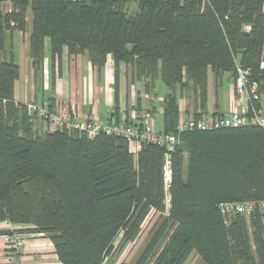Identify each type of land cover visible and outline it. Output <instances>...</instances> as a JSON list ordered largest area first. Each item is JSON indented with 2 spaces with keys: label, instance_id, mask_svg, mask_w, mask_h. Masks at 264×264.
Instances as JSON below:
<instances>
[{
  "label": "trees",
  "instance_id": "1",
  "mask_svg": "<svg viewBox=\"0 0 264 264\" xmlns=\"http://www.w3.org/2000/svg\"><path fill=\"white\" fill-rule=\"evenodd\" d=\"M9 1L12 10H0V223L27 224L47 236L61 264H103L115 240L133 241L154 210L164 215L136 264H184L192 252L204 264H264V208L230 215L219 209L264 202V128L177 134L175 95L190 88L200 111L192 117L200 118L207 114L208 72L215 84L225 73L234 83L242 68L264 100V0H135L134 15H127L126 0ZM13 31L27 33L29 67L40 78L45 39L52 67L63 48L70 57L86 53L98 70L110 57L114 123L120 64L147 89L160 78L171 92L160 102V131L179 141L167 191L161 148L144 145L134 157L120 137L33 132L25 105L14 98L19 67L6 44Z\"/></svg>",
  "mask_w": 264,
  "mask_h": 264
},
{
  "label": "crops",
  "instance_id": "2",
  "mask_svg": "<svg viewBox=\"0 0 264 264\" xmlns=\"http://www.w3.org/2000/svg\"><path fill=\"white\" fill-rule=\"evenodd\" d=\"M0 10L5 13L10 12L12 10L11 2L7 0L0 3ZM31 20V12L27 11L25 14L26 25L24 30L28 34L31 30ZM27 33L20 31L7 33L8 38L6 44L8 45L9 42L12 44L14 61L19 67L18 79L22 80L17 96L16 88H14L16 102L26 104L29 101L39 102L41 100V103H44V105L48 103L46 106H52L51 110H54V112L74 105L80 112L86 114L90 113L93 105L101 123L114 122L115 118L111 115L115 111L114 84L111 76L113 64L111 58L108 57L106 65L98 70L91 66L86 53L70 57L67 50L63 48L60 63L52 67L49 53V40L45 39L42 74L40 73L41 78L39 79L37 77V80L35 77L36 73L29 67L28 63L29 57L25 42ZM24 62L26 66L23 65ZM51 67L53 68L52 70ZM124 68V65L120 64V78L118 80L119 100L118 104L116 103L118 110L122 113L124 110L129 111L134 107L137 111L139 121L141 120L153 130H156V128L153 125L154 120L152 119V114L158 110L161 118V128L162 108L160 105L161 101L159 100L162 99V95H158L156 99H149V95L155 93V90L152 88H148L147 90L142 80L136 82L129 81L126 84ZM225 74H228L231 79L229 73ZM212 77V84L210 86L207 85V103L205 108L207 113L216 112L218 115L227 116L233 112L240 113L246 111L250 107L251 103L246 96L243 95L240 97L237 93H234L233 81L230 82V86L223 92V88L221 87V79L223 76L218 79L216 84L213 74ZM52 80L53 86H51ZM137 82H140L143 87V93L141 94V88L139 89L137 87ZM87 86L88 91L86 92L85 87ZM79 87L80 89L77 91L76 89ZM162 94H164L163 90ZM175 95L180 115L191 117L195 113L200 112L199 107L194 102L191 105L181 108V102L188 96L187 93V96L183 97V92L176 89ZM259 104L261 111L264 113V100L261 99ZM17 229L19 228L16 225L7 222L0 223V264H61L58 261L51 241L47 236L40 233L35 235L28 234L25 249L18 252L14 259L10 258L8 250L11 249L12 243L7 238L11 237L13 232L18 231ZM127 246L124 244L116 250V246L114 245L113 250L106 257L103 264H136V259L141 250L140 248H127ZM184 264L204 263L195 252H192Z\"/></svg>",
  "mask_w": 264,
  "mask_h": 264
},
{
  "label": "built area",
  "instance_id": "3",
  "mask_svg": "<svg viewBox=\"0 0 264 264\" xmlns=\"http://www.w3.org/2000/svg\"><path fill=\"white\" fill-rule=\"evenodd\" d=\"M250 72L246 69L237 68V77L234 81V89L238 95L246 96L251 103L246 111L232 113L227 116L207 113L200 118L180 115L176 128L177 134L191 131H207L220 128H238L247 124L259 125L264 128V113L257 109L255 104H259L258 85L250 80ZM159 101H162L160 99ZM26 115L31 119H39L45 123H50L57 130L71 129L83 134L88 140L92 141L99 134L107 136L120 137L128 143L131 153L136 157L144 145H153L163 149L162 177L164 188L167 191L171 182V154L178 145V137L174 134H165L162 131L153 130L145 125L139 117L136 109L133 107L129 111H123L119 114L117 123H101L95 108L92 105L90 113L80 112L74 105H70L58 112H53L47 106L36 104H25ZM169 202V197H166ZM256 208H264V202H241V203H221L219 209L222 214L231 213L249 214ZM14 242V248L10 253V258L24 249L23 236L17 234L11 236Z\"/></svg>",
  "mask_w": 264,
  "mask_h": 264
},
{
  "label": "rangeland",
  "instance_id": "4",
  "mask_svg": "<svg viewBox=\"0 0 264 264\" xmlns=\"http://www.w3.org/2000/svg\"><path fill=\"white\" fill-rule=\"evenodd\" d=\"M136 1H133V0H126V5H125V11H126V13H127V15H134L135 13H136V11H137V4L135 3ZM28 63H29V60H28ZM23 65H25L26 66V64H25V62H24V64ZM22 65V66H23ZM29 69V68H28ZM113 69V68H112ZM120 69H121V67H120ZM105 70V69H104ZM114 70V69H113ZM37 73H36V79H37V77L39 76V73H38V71H36ZM104 72V71H103ZM112 74H113V71H112ZM111 74V76H112V80H113V75ZM130 77H131V73L130 72H128V73H126V75H125V78H126V84H128L129 83V81H130ZM212 73H211V71H209L208 72V74H207V85H211L212 83ZM39 79H40V77H39ZM38 80V79H37ZM234 80V77H231V79L229 78V75L228 74H224L223 75V77H222V79H221V87L223 88V92L224 91H226V89L228 88V86H230V82L231 81H233ZM25 81V80H24ZM144 83L146 82V80H142ZM16 83H15V87L14 88H16V96L18 95V93H19V91H20V84H21V82H22V80L21 79H17L16 81H15ZM113 83H114V81H113ZM23 84V83H22ZM137 84V87L140 89L141 88V91H140V94L141 93H143L142 92V89H143V87L141 86V83L140 82H137L136 83ZM155 85H154V87H152V89H154L155 90V93H156V95H155V93H152L151 95H149L150 97H149V99H151V98H154V99H156V97H158V95H162V97H163V95L164 94H169V93H171L168 89H166L165 87H164V85L162 84V82H161V80H160V78L158 79V80H156L155 81V83H154ZM233 86H234V84H233ZM145 87V86H144ZM80 89V87L79 88H77L76 90L78 91ZM151 89V88H150ZM85 90H86V92L88 91V86L87 87H85ZM148 90V89H147ZM162 90H163V92H164V94H162ZM233 91H234V93H237L236 92V90L233 88ZM176 92V91H175ZM183 92V97L184 96H187L186 95V93L188 94V96L186 97V98H184L183 99V101L181 102V108H184L185 106H187V105H191V104H193V102H194V104H195V97H194V95L192 94V90L190 89V88H186V89H184V91H182ZM238 94V93H237ZM236 94V95H237ZM15 98V97H14ZM15 101H16V99H15ZM16 104H20V103H17L16 102ZM28 104H36V105H41V106H43L44 105V103H41V100H39V102H34V101H29L28 102ZM48 104V103H47ZM47 104H45V106L47 105ZM23 105H25V104H23ZM25 107V106H24ZM47 107H49V106H47ZM25 111H26V107H25ZM53 112H54V110H52ZM27 116V115H26ZM28 117V116H27ZM29 118V117H28ZM29 119H31V118H29ZM152 119L154 120V123H153V125L155 126V128H156V130L157 131H160L161 130V128H160V124H161V118H160V114H159V111L157 110L156 112H154L153 114H152ZM31 121H32V124H33V126H32V128H33V132L34 133H36L37 135H45V133L46 132H48V131H50V130H54L55 128L53 127V125L52 124H50V123H45L44 121H40L39 119H31ZM168 206H169V202L167 203V202H165V207H166V209L168 208ZM163 215H164V213L163 214H161V213H158V212H155L154 210H151V213H150V215L144 220V222L142 223V226H141V228H140V231H139V233L137 234V236H136V238L133 240V241H131V242H127L126 243V245H128L127 246V248H140V250H142V248L144 247V245L147 243V241L149 240V238H150V236L155 232V230H156V228L158 227V225H159V223H160V221L162 220V218H163ZM16 226L19 228V229H17L18 231H16V232H13V234L11 235V236H13V235H17V234H19V235H21V236H23V241H24V249H25V245H26V239L28 238V234H37V233H35L34 232V229H33V227L32 226H29V225H27V224H25V225H22V224H16ZM5 233H7V232H5ZM44 235V234H43ZM7 240H9L11 243H12V247H11V249L10 250H8V252H9V257H10V253H11V251L12 250H15V248H14V242L12 241V239H11V237H9V238H7ZM6 240V241H7ZM114 244H115V246H116V250H118V248H120V247H122L123 246V244L121 243V239H120V237H118L116 240H115V242H114ZM141 246H143L142 248H141ZM23 249V250H24ZM22 251V250H21ZM20 252V251H19ZM6 254V253H5ZM6 256V255H5Z\"/></svg>",
  "mask_w": 264,
  "mask_h": 264
},
{
  "label": "water",
  "instance_id": "5",
  "mask_svg": "<svg viewBox=\"0 0 264 264\" xmlns=\"http://www.w3.org/2000/svg\"><path fill=\"white\" fill-rule=\"evenodd\" d=\"M263 60H264V51H263Z\"/></svg>",
  "mask_w": 264,
  "mask_h": 264
}]
</instances>
